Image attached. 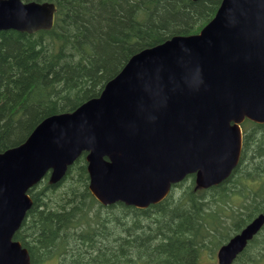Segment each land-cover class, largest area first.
Wrapping results in <instances>:
<instances>
[{
	"label": "trees",
	"instance_id": "trees-1",
	"mask_svg": "<svg viewBox=\"0 0 264 264\" xmlns=\"http://www.w3.org/2000/svg\"><path fill=\"white\" fill-rule=\"evenodd\" d=\"M31 1V0H24ZM55 3L51 29L0 30V153L51 115L97 97L136 52L190 35L221 0H35ZM240 160L218 185L193 177L145 208L100 204L88 190L86 153L57 183L29 188L32 205L13 234L31 264H199L264 214V123L245 120ZM264 258V225L237 256Z\"/></svg>",
	"mask_w": 264,
	"mask_h": 264
},
{
	"label": "water",
	"instance_id": "water-1",
	"mask_svg": "<svg viewBox=\"0 0 264 264\" xmlns=\"http://www.w3.org/2000/svg\"><path fill=\"white\" fill-rule=\"evenodd\" d=\"M55 13L48 1L0 0V30H49ZM245 119L264 123V0H221L199 33L136 52L97 97L0 153V264H30L13 234L32 205L28 189L48 171L56 183L86 152L99 203L145 208L189 174L199 188L227 179ZM263 224L261 213L222 244L218 264H231Z\"/></svg>",
	"mask_w": 264,
	"mask_h": 264
},
{
	"label": "rangeland",
	"instance_id": "rangeland-1",
	"mask_svg": "<svg viewBox=\"0 0 264 264\" xmlns=\"http://www.w3.org/2000/svg\"><path fill=\"white\" fill-rule=\"evenodd\" d=\"M185 179H187V178H185ZM217 248H218V246L215 247L213 251H211V250L202 251L200 256H199V259H198L199 264H217V259H216ZM234 264H241V263L239 261H236ZM257 264H264V258L260 262H258Z\"/></svg>",
	"mask_w": 264,
	"mask_h": 264
}]
</instances>
